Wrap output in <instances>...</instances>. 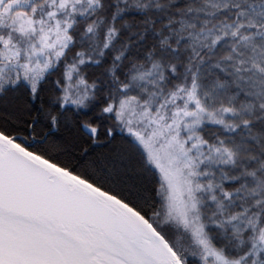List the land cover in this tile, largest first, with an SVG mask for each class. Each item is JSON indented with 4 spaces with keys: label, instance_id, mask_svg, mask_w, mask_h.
Masks as SVG:
<instances>
[{
    "label": "snow or ice",
    "instance_id": "obj_1",
    "mask_svg": "<svg viewBox=\"0 0 264 264\" xmlns=\"http://www.w3.org/2000/svg\"><path fill=\"white\" fill-rule=\"evenodd\" d=\"M0 264H264V0H0Z\"/></svg>",
    "mask_w": 264,
    "mask_h": 264
}]
</instances>
